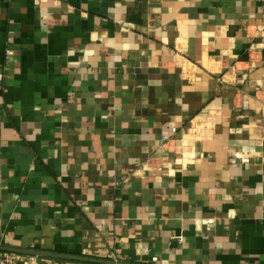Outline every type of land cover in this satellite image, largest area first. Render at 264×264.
I'll list each match as a JSON object with an SVG mask.
<instances>
[{"label": "crops", "instance_id": "crops-1", "mask_svg": "<svg viewBox=\"0 0 264 264\" xmlns=\"http://www.w3.org/2000/svg\"><path fill=\"white\" fill-rule=\"evenodd\" d=\"M0 246L264 264V0H0Z\"/></svg>", "mask_w": 264, "mask_h": 264}, {"label": "water", "instance_id": "water-1", "mask_svg": "<svg viewBox=\"0 0 264 264\" xmlns=\"http://www.w3.org/2000/svg\"><path fill=\"white\" fill-rule=\"evenodd\" d=\"M0 250L2 252H12V253H17V254L32 255V256L67 257V258L80 259V260L89 261V262H96L99 264H129V263L110 261V260H97V259H92V258L68 256V255L56 254V253L42 251V250H31V249H25V248H14V247H2V246H0Z\"/></svg>", "mask_w": 264, "mask_h": 264}, {"label": "built area", "instance_id": "built-area-1", "mask_svg": "<svg viewBox=\"0 0 264 264\" xmlns=\"http://www.w3.org/2000/svg\"><path fill=\"white\" fill-rule=\"evenodd\" d=\"M7 55H13L12 50L7 51ZM173 132H177V128H172ZM168 134H165L163 138L169 140ZM0 264H40L35 256L17 254L12 252H1L0 253Z\"/></svg>", "mask_w": 264, "mask_h": 264}]
</instances>
